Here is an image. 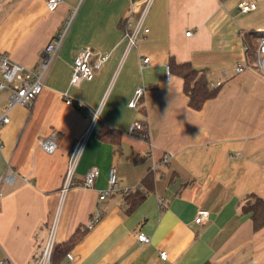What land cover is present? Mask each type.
<instances>
[{
  "label": "crops",
  "instance_id": "0c3cea01",
  "mask_svg": "<svg viewBox=\"0 0 264 264\" xmlns=\"http://www.w3.org/2000/svg\"><path fill=\"white\" fill-rule=\"evenodd\" d=\"M141 1L61 0L49 11L46 0H0V53L30 69L75 13L42 91L29 107L10 109L0 126V258L35 264L55 221L56 245L82 234L67 250L75 264H264V226L254 229L252 213L242 208L251 195L264 201V75L248 63L242 41L243 33H256L257 53L264 0H247L255 8L246 13L238 10L242 0H154L144 19L148 33L125 53L119 21L134 24ZM85 48L107 59L91 81L71 85L73 61ZM171 59L189 63L216 89L200 109L189 105L183 79L170 73ZM237 64L251 67L236 73ZM138 86L145 88L142 103L130 108ZM8 95L0 91V116ZM66 96L80 106L66 104ZM94 112L73 178L80 183L92 167L98 176L91 188L70 187L62 196L69 153ZM134 122L146 135L129 133ZM99 124L111 131L104 139ZM51 132L57 149L48 154L39 140ZM111 167L121 189L144 196L130 210L121 191L98 201ZM199 209L209 212L204 224L194 222ZM98 210L101 218L87 229ZM138 233L149 242L140 243ZM54 264H67L65 256L56 254Z\"/></svg>",
  "mask_w": 264,
  "mask_h": 264
},
{
  "label": "built area",
  "instance_id": "2783aa9c",
  "mask_svg": "<svg viewBox=\"0 0 264 264\" xmlns=\"http://www.w3.org/2000/svg\"><path fill=\"white\" fill-rule=\"evenodd\" d=\"M81 1V0H79ZM142 8L139 14L137 21L134 24H131L129 17L126 19L125 23V32L124 37L126 39L125 53L130 49L137 46V42L144 38L148 33V28L144 26V19L152 6L154 0H142ZM61 3V0H46V8L49 11L56 10ZM137 2L132 1L131 3V13L135 9ZM238 10L242 13L249 12L254 10L255 5L250 3L247 0H242L238 3ZM75 13L70 11L68 15L63 19L59 30L56 32L51 41L45 46L44 50L41 53L39 64L36 68H25L15 62H13L6 53H0V91L7 90L9 92L7 103L3 108L2 115L0 116V126L7 124L9 122L8 113L10 109L14 106H23L29 107L38 94L42 91L43 88V79L47 73L50 65L52 64L55 56L57 55L58 50L60 49L71 25L74 20ZM190 31L186 32V35H189ZM258 46L256 53L255 65L260 69L264 75V36L258 38ZM107 59L106 55L95 54L90 48H85L80 50L73 61L72 72L70 76V84L77 85L83 81H91L94 77L96 71H98L105 60ZM142 63L148 64L149 58L143 57L141 59ZM250 65L244 66L237 64L235 67V72L240 73L245 69L250 68ZM166 78H168V72L166 68ZM220 85L217 83L216 86ZM145 88L143 86H138L128 102L130 108H137L141 105L143 94ZM65 103L69 105L76 104L80 106V103L74 102L69 97H65ZM97 112H94L93 119L90 122L88 129L78 138L77 141L72 146V149L69 153L67 168L62 179V185L60 188V194L63 196L70 187L80 186L84 188H91L98 176V170L96 167L88 169L81 182H76L73 178L74 168L77 164L79 155L81 153L83 144L85 140L90 136L97 119ZM144 126L140 122H134L130 127V134L136 135L139 132H142ZM144 132V131H143ZM145 134V133H144ZM143 134V135H144ZM146 135V134H145ZM39 146L41 149L48 153L52 154L57 149V134L51 132L46 137L39 140ZM168 155H164L162 162H167ZM3 181L7 183H12L11 175H4L2 178ZM108 187L104 190L98 192V201H104L112 193L116 191H121L124 195L129 193L131 189L119 187L116 170L114 167H111L108 172L107 178ZM209 212L205 209H199L196 213L194 222L196 224H204L208 219ZM101 211L98 210L94 213L87 225V229H90L95 225L101 218ZM54 224L52 222L48 241L41 253V255L36 259L35 264H51V253L53 248V234H54ZM137 240L140 243L149 242V237L143 233H138L136 235ZM159 258L161 260H166V252L160 251ZM67 264H75L74 256L71 253L65 255ZM0 264H13L8 257L0 258Z\"/></svg>",
  "mask_w": 264,
  "mask_h": 264
},
{
  "label": "trees",
  "instance_id": "16d2710c",
  "mask_svg": "<svg viewBox=\"0 0 264 264\" xmlns=\"http://www.w3.org/2000/svg\"><path fill=\"white\" fill-rule=\"evenodd\" d=\"M125 23L126 18L120 19L119 27L125 32ZM257 36L256 33L249 32L242 34V41L246 48V57L248 59V63L252 64L256 60L255 53V42L254 39ZM169 71L172 74L178 75L183 79L184 83V92L189 98V105L193 109H200L203 105V102L207 99L212 98L216 94V89H211L208 86V81L204 75L200 74L198 70L193 68L189 63H176L173 59L169 61L168 65ZM146 134V129H143ZM107 132H111L107 130L104 125L99 124L97 129V137L99 139H104ZM117 134V131H115ZM153 179L151 174L148 173L146 177L143 179L144 185L149 188L151 187ZM143 195L140 190L130 191L125 195V203L127 204V208L130 210L135 207L142 199ZM244 211H249L252 213L251 218L253 221L254 229H258L264 226V201L260 198L251 195L249 199H247L243 206ZM84 233V232H82ZM82 234H76L72 237L71 240H68L66 243L62 245H53L52 253H51V264L55 263L56 254L66 255L67 250L74 245L80 238Z\"/></svg>",
  "mask_w": 264,
  "mask_h": 264
}]
</instances>
